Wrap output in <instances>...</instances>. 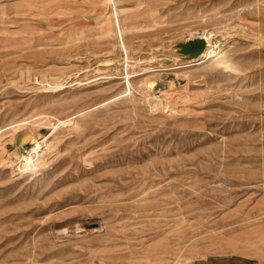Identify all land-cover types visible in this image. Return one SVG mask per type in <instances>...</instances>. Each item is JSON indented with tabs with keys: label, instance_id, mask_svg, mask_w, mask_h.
Masks as SVG:
<instances>
[{
	"label": "rangeland",
	"instance_id": "rangeland-1",
	"mask_svg": "<svg viewBox=\"0 0 264 264\" xmlns=\"http://www.w3.org/2000/svg\"><path fill=\"white\" fill-rule=\"evenodd\" d=\"M116 1L0 0V264H264V0Z\"/></svg>",
	"mask_w": 264,
	"mask_h": 264
},
{
	"label": "bare ground",
	"instance_id": "bare-ground-1",
	"mask_svg": "<svg viewBox=\"0 0 264 264\" xmlns=\"http://www.w3.org/2000/svg\"><path fill=\"white\" fill-rule=\"evenodd\" d=\"M110 1H111L110 6H112V10H111L112 16L110 17L111 18L110 22H113V25H114V28H111L110 30H112L113 32H116V34H118V36L120 37V40L122 42V45L125 47L124 28H123L124 25H122V22L120 19V12H119V8L117 5V1L116 0H110ZM202 35H204V37L206 38V41H207L206 48L204 47L205 48L204 55L200 56L197 59L191 60V63H192V61H194V62L200 61L199 63H202L205 58L211 59V57L218 56L219 53L221 52L220 50H218V45H215L210 40L209 35H207L206 33H204ZM203 42H204V40H203ZM221 49H222V47H221ZM211 64H213V63H211ZM218 65H220V64H218ZM218 65H216V66H218ZM224 68H225V66H224ZM226 68H227V65H226ZM145 81H146L145 84L147 83L148 85H153L157 81V75L149 74V76L147 77V79ZM128 83L130 84L129 80H128ZM130 86H131V84H130ZM163 96H165V95H163ZM165 98H166V96H165ZM155 102L156 103H163V98L160 95H155ZM40 138L41 137L36 136V134L34 133V131L30 127H23L21 129H18L17 132L15 133V136L13 137L14 149H13V151H10V150L7 151L8 152L7 156H9V162L12 164L18 165L23 170H34L38 166L42 165L41 161L43 160L42 155L44 152V151L42 152V150H43V146H44L43 144L45 143V139L43 138V140H41ZM18 139H20L22 141V144H17ZM28 144H33V146L29 147ZM21 147H23V150L21 149ZM1 149H2V151L7 150L6 148H1ZM44 159H45V157H44ZM43 163H45V161ZM259 205H260V203H259ZM248 214H250V213H248Z\"/></svg>",
	"mask_w": 264,
	"mask_h": 264
},
{
	"label": "water",
	"instance_id": "water-1",
	"mask_svg": "<svg viewBox=\"0 0 264 264\" xmlns=\"http://www.w3.org/2000/svg\"><path fill=\"white\" fill-rule=\"evenodd\" d=\"M17 144H22V141L20 139H18ZM21 149L23 150V147H21Z\"/></svg>",
	"mask_w": 264,
	"mask_h": 264
}]
</instances>
